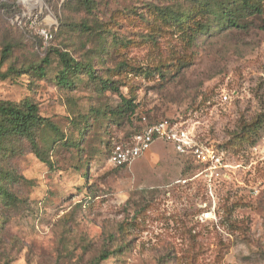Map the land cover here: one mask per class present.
Returning <instances> with one entry per match:
<instances>
[{"label": "rangeland", "instance_id": "rangeland-1", "mask_svg": "<svg viewBox=\"0 0 264 264\" xmlns=\"http://www.w3.org/2000/svg\"><path fill=\"white\" fill-rule=\"evenodd\" d=\"M94 1L0 0V60L12 46L3 70L50 59L45 76L0 80V99H31L60 129L38 134L51 164L25 139L1 154L0 264H264V15L224 29L211 14L187 21L194 0ZM165 11L186 20L185 33ZM55 49L92 63L96 77L83 70L61 86ZM108 78L118 90L103 88ZM123 96L151 119L192 113L201 139L243 166L210 188L191 156L157 141L114 167L110 147L140 121L120 112ZM245 133L258 135L257 150Z\"/></svg>", "mask_w": 264, "mask_h": 264}, {"label": "trees", "instance_id": "trees-1", "mask_svg": "<svg viewBox=\"0 0 264 264\" xmlns=\"http://www.w3.org/2000/svg\"><path fill=\"white\" fill-rule=\"evenodd\" d=\"M81 1L88 9L92 10L95 7L94 0ZM209 14L214 15L215 21H218L224 29H249L253 24V21H250L249 19L250 17L264 15V0H194V5L189 10L186 18L187 21H190L191 19H197L199 17H207V15ZM165 16L166 19L169 20V22H172L177 26H182L183 24V28H179L183 29V32L186 30V20H182L181 15L177 14L176 12L170 14L165 11ZM207 25L208 24H204L203 28H205ZM81 26L85 31L91 30V26L87 23H82ZM193 39L194 36L189 35V40ZM55 51L63 66L58 75V81L61 86L65 88L74 87L76 81L72 78L73 74H76L83 70L93 78L96 77V69L92 65V63H87L83 60L77 59L72 55L70 51L67 50L55 49ZM11 52L12 46L10 44H7L2 50L0 60V80H6L10 77L26 73L29 70L41 76L46 75L47 66L50 64V59L48 57L44 58L42 60V63L31 65L27 69H18L17 67L10 65L6 70H3V66L6 60L9 58ZM101 81L104 89L118 90L113 80L108 78L105 80L101 79ZM122 100L123 108L120 110V112L123 114L131 115L132 119L140 118V121L133 132L135 133L141 130L143 128V124L141 123L143 115H140L137 112L136 105L132 99H128L127 97L123 96ZM186 116L187 115H185L184 117ZM148 121L152 123L158 121V119H151L148 117ZM262 122L263 119H259L257 121V124H260ZM47 127L54 129L60 133L59 127L55 123H53L50 118L41 115L38 103H35L31 99H24L20 102L0 99V157L2 153L6 154L7 151L10 150L9 144L11 142H13L14 140L25 139L30 142L32 150L43 162L51 164L50 159L43 155L41 147L38 143L39 132ZM125 139L118 142H123L125 141ZM257 140V134L248 135L245 133V135H241L240 138V141H245L251 146H254L257 143ZM228 143L235 145L234 140H230ZM111 147L108 152V160ZM12 151H14V149H12L11 152ZM183 155L191 156L194 160L197 171H199V169L201 168V164L198 163L191 154ZM114 167L122 168L126 167V165ZM1 194L6 197V200H13L14 198L13 195L5 187H1ZM109 256V252H104L97 261L105 260L109 258Z\"/></svg>", "mask_w": 264, "mask_h": 264}, {"label": "built area", "instance_id": "built-area-1", "mask_svg": "<svg viewBox=\"0 0 264 264\" xmlns=\"http://www.w3.org/2000/svg\"><path fill=\"white\" fill-rule=\"evenodd\" d=\"M46 37L49 38L48 33ZM228 98V94L223 95L224 101H227ZM141 123L143 124L141 130L123 142L113 143L109 154V162L113 166L133 164L136 159L148 152L157 141H164L166 144L172 145L180 155L191 154L201 164L196 177H201L210 188L216 181L228 176L233 169H239L243 166V164L231 160L224 148L201 139L200 121L192 113L186 117L163 118L152 123L148 121L146 115H143ZM259 146L257 143L253 149L257 150ZM211 192L214 196L213 191ZM215 210L216 205L204 210L203 217L212 218Z\"/></svg>", "mask_w": 264, "mask_h": 264}, {"label": "bare ground", "instance_id": "bare-ground-1", "mask_svg": "<svg viewBox=\"0 0 264 264\" xmlns=\"http://www.w3.org/2000/svg\"><path fill=\"white\" fill-rule=\"evenodd\" d=\"M31 1V4L34 6V5H37L39 4L41 8H43V6L45 5L44 3V0H30ZM36 9V8H35Z\"/></svg>", "mask_w": 264, "mask_h": 264}]
</instances>
